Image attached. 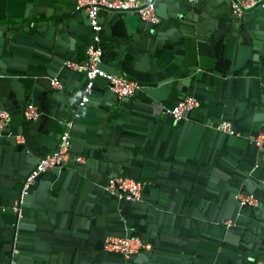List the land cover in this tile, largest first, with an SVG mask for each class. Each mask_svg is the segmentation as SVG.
Here are the masks:
<instances>
[{
    "label": "crops",
    "instance_id": "crops-1",
    "mask_svg": "<svg viewBox=\"0 0 264 264\" xmlns=\"http://www.w3.org/2000/svg\"><path fill=\"white\" fill-rule=\"evenodd\" d=\"M155 3L156 28L134 13L100 15L106 60L126 71L163 70L167 78L179 76L181 69H211L202 67L196 81L204 109L214 117L225 110L247 134L264 127V8L236 21L229 0H198L191 10L185 0ZM8 17L19 22L2 20ZM86 37L84 17L73 11V0H0V75L12 77L0 81V106L17 108L31 99L52 115L68 114L82 76L63 70L67 89L57 93L50 90L48 77L63 60L82 63ZM106 89L99 81L86 121L72 132L70 158H84L79 171L47 172L26 197L16 238L19 263L126 264L100 250L103 237L121 229L116 201L98 186L115 171L145 176L153 184L146 203L131 208L129 217L132 229L151 247L129 264L264 262V154L257 158L245 139L208 133L204 126L185 123L172 132L154 116L156 104L151 110L137 99L119 110L104 102ZM169 94L174 97L176 88ZM21 120L13 117L16 130ZM53 146L46 125L28 131L25 149L0 140L4 206L39 153ZM242 181L262 196V205L246 209L238 227L224 231L219 225L235 216L232 194ZM3 217L0 264H7L12 216Z\"/></svg>",
    "mask_w": 264,
    "mask_h": 264
},
{
    "label": "water",
    "instance_id": "water-1",
    "mask_svg": "<svg viewBox=\"0 0 264 264\" xmlns=\"http://www.w3.org/2000/svg\"><path fill=\"white\" fill-rule=\"evenodd\" d=\"M230 3V13L231 16L236 20L240 21L242 20V17L236 16L231 8V3L233 0H229ZM238 1V0H235ZM262 2L254 6L252 9L247 10H256L258 8H264V0H261ZM147 2H153L155 5L156 13L158 16V21L152 22V21H147L144 20L143 18L140 17L138 14V11L136 9H128V10H122V11H115V10H106V9H101L98 13L97 16V22L99 25H101V29L99 31H95L91 25V20L88 16L87 11L82 8V7H77L76 0H73V11L75 13H80L83 15L85 23H86V30H87V37L82 38L84 47H85V52H84V57L82 60V63H86L87 60V55H86V48L88 45L94 43V36L98 33L100 37L99 43H94L95 46H101V42L103 40V32H104V26L101 24V18L100 15L103 12L110 13L112 16L115 17H120L121 15H124L125 13H134L139 17V19L144 23L149 28H156L160 25V17L158 15L157 7L155 0H147ZM198 0H185V4L189 10L195 9L197 5ZM245 12V14L247 13ZM2 20H14L15 22H19V19H15L13 17H8L4 18ZM120 21V20H119ZM118 25L119 22H116ZM71 60V59H66L63 60L59 69L56 70L55 72H51L49 77H48V82H49V88L53 93L57 92H62L67 89V85L65 81L61 78L62 75H60L63 70H66L68 72H74L82 76L83 82L80 85V87L77 89V91H72V98H71V110L70 112L65 115H52L49 113V111L43 109L40 107L38 104H36L33 100L27 99L23 103H21L17 108L15 107H9L2 105L0 106V109H6L10 113V118L8 120V123L5 126L0 127V140L8 141L10 143H13L16 147L19 149H25L27 144H28V131L33 128H40L41 125H46L50 131L53 134L54 138V146L52 149H49L47 152H52L55 151L58 148L59 140L61 138V135L63 134L64 131L68 129L67 123L69 121L72 122L71 127L68 129L69 130V140H70V152L71 156H74V151H73V137H72V132L76 124H80L86 121L85 115H86V107L90 105L94 100H95V95H96V87L99 84V81H103V83L106 85L107 89L105 92V100L104 102L107 104H110L112 106H115L117 109L122 110L124 106L130 101H135L137 99H140L146 104H148L149 108L151 110H154V105L156 104L159 112L155 113V117L158 119V121L164 122L167 124L169 127L168 129L172 132H175L178 129V126L184 125L185 123L189 124H195L199 125L200 127H203L206 129L208 133L215 132L219 133L225 137H233V138H238V139H245L251 147L254 148L256 152L257 158H259L261 155L264 154V146L259 147L258 145L255 144L254 141H252L249 136L257 135L259 132L264 131V127L258 128L255 131H253L251 134H247L244 132V130L239 128V125L236 122V119L232 116L227 115L226 111L223 110L221 111V114L218 115V117L212 116L210 114V109H204V103L202 98L199 95V87L200 84L196 83V81L201 78L203 74V69L201 66V69L196 67V68H188L186 69H181L180 70V75L179 76H174L167 78L165 71H157L155 73L152 72H144V71H126V69L120 66V64L115 65L111 61H107L104 55V52L102 50V55H101V61L99 63V67L103 68L107 72H111L117 75H123L129 78H132L138 82V88L135 90V92L131 96H122L119 97L115 92H113L111 89L108 87L107 80L103 77H96L93 79V85H92V91L88 95V99L86 101H82L83 95L85 88L88 83V78L86 76L85 71H79V70H72L66 65V61ZM206 72H211V69L203 67ZM217 68V67H216ZM221 72H224L221 70ZM242 71H239V73ZM237 73V72H235ZM237 73V74H239ZM226 75V74H225ZM12 77L8 74H3L0 75V81H10ZM58 80L61 84L60 87H57L53 84L54 80ZM260 83L261 86L264 88V77H260ZM171 87H175L177 90V94L172 97V95L169 94ZM171 97H170V96ZM191 95L195 97L199 101V106L190 110L186 116L181 119V120H176L174 117L168 112V109H172L174 105L176 104V101L184 96ZM28 103L34 104L38 110H39V115L36 119H27L24 116V110L27 106ZM222 104V102H220ZM206 114V117H200V113ZM18 114L21 122H22V127L19 129H15L12 126V120L13 117ZM223 120L230 121L232 124V128L234 131L239 132V135L237 134H228L225 133L221 130H218L216 126ZM21 137L22 139H19ZM46 152H41L39 153L35 163L30 166L26 174L24 175L22 181L20 182V186L18 189V192L12 197L10 203L8 206H4L1 199H0V219L4 218L3 216L11 214L12 216V221L10 222V225L12 226V238H11V243L9 246V256L7 257V264H10L12 260L16 262V264H20L18 260V245H17V234L20 229V223L22 220V217L24 215V203L26 197L32 192L34 189L36 182L42 175L45 173L39 174L36 178L34 183H32L28 189L27 192H23V185L26 179V176L30 172V170L36 165V163L39 161L40 157L45 155ZM81 162L73 161V158H70V160L63 166V167H54L50 171H79V167H81ZM116 175H128L133 178H136L137 180H140L143 184V189H142V196L139 200H130L126 198H120L116 193H112L109 190L106 189V185L108 183V180L111 177H114ZM263 186H264V180L262 181ZM98 185V184H96ZM103 193L108 195L111 199L115 200L117 203V207L121 211V217H120V224H121V229L119 231H112L109 232L107 235H118V236H140V234L137 231H134L131 226L130 222V210L131 208H137L141 207L144 205L147 201L146 196L150 193L152 189V181L148 179L145 176L142 175H136L128 171H115L111 173L108 178L103 181L102 183H99L98 185ZM238 193H244V194H254L258 200L259 203L256 206L250 205L248 203L242 204L240 200L237 198ZM232 199L235 202L237 206V211L234 217L229 218L222 223H220V227L224 231H231L234 230L238 227L239 220L241 219L242 216H244V211L246 209H249L250 211H253V209L258 210L259 207L262 205V196L259 195L257 192L251 190L248 185L245 182H240L237 187L233 190L232 194ZM229 221V223H227ZM264 222H261V225H263ZM105 235L103 239L101 240L100 244V250L103 253H108L112 255H116L120 257L124 263L129 264L133 259L138 257L139 255L142 254V252L130 255L126 257L124 254L119 253V252H114V251H108L104 249V239L107 236Z\"/></svg>",
    "mask_w": 264,
    "mask_h": 264
},
{
    "label": "built area",
    "instance_id": "built-area-1",
    "mask_svg": "<svg viewBox=\"0 0 264 264\" xmlns=\"http://www.w3.org/2000/svg\"><path fill=\"white\" fill-rule=\"evenodd\" d=\"M261 2V0H233L231 8L236 16L242 17L247 10L252 9ZM76 4L77 7H82L87 11L91 20V25L95 31H99L101 29V25L97 22V16L101 9L115 11L136 9L140 17L144 20L152 22L158 21V16L153 2L141 0H76ZM99 41L100 37L97 33L94 36L93 42L99 43ZM94 43L88 45L86 48V63H80L74 60H67L65 62L72 70L86 72V76L89 81L85 88L82 101H86L88 99V95L92 91L93 79L98 76L105 78L109 89L115 92L119 97L131 96L138 88V82L123 75L107 72L103 68L99 67L102 49L99 45L95 46ZM53 84L57 87L61 86L60 82L56 79L53 81ZM198 106L199 101L195 97L187 95L178 99L174 107L172 109H168V112L174 117V119L181 120L190 110ZM38 115V108L32 103H28L24 110V116L27 119H36ZM9 118V111L6 109H0V127L5 126L8 123ZM71 125L72 122L69 121L67 123L68 129ZM216 128L228 134L239 135V132L233 130L230 121L223 120L216 126ZM68 129L61 135L58 148L55 151L49 152L40 157L36 165L30 170L23 185L24 193L27 192L28 187L34 183L35 178L39 174L48 172L54 167H63L69 161L71 152ZM249 138L259 147L264 146V131L259 132L257 135L249 136ZM83 160L84 158L81 155L76 157L77 162H82ZM106 189L112 193H116L120 198L139 200L142 196L143 184L140 180L128 175H116L108 180ZM237 198L242 204L248 203L256 206L259 203L258 198L251 193H238ZM227 223H229V221ZM150 247L151 244L139 236L107 235L104 239V249L122 253L126 257L140 253ZM10 264H16V262L12 260ZM254 264H264V262L259 260Z\"/></svg>",
    "mask_w": 264,
    "mask_h": 264
}]
</instances>
